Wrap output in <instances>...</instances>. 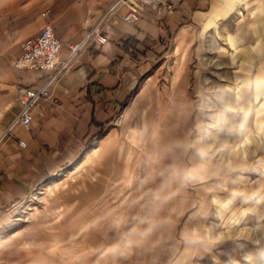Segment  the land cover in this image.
<instances>
[{
	"label": "rangeland",
	"instance_id": "rangeland-1",
	"mask_svg": "<svg viewBox=\"0 0 264 264\" xmlns=\"http://www.w3.org/2000/svg\"><path fill=\"white\" fill-rule=\"evenodd\" d=\"M160 43L133 93L106 121L118 130V168L108 178L89 170L87 181L82 160L71 174L34 189L36 198L4 210L0 240L11 242L0 247V264H52L24 236L35 232L55 243L54 232L68 229L77 252L84 231L92 239L83 242L103 241L93 264H115L113 251L120 264H264V8L258 0H215L201 19ZM179 77L189 120L178 123L174 115L170 126L186 140L173 150L169 121H158L146 129L142 149L143 107L147 118L160 117L159 98L142 84L155 79L168 100L164 85ZM135 96L141 105L131 104ZM175 102L167 110L177 111Z\"/></svg>",
	"mask_w": 264,
	"mask_h": 264
},
{
	"label": "crops",
	"instance_id": "crops-1",
	"mask_svg": "<svg viewBox=\"0 0 264 264\" xmlns=\"http://www.w3.org/2000/svg\"><path fill=\"white\" fill-rule=\"evenodd\" d=\"M214 1L124 0L118 11L107 14L96 32L88 37L78 60L61 69L49 85V96L41 99L34 108L30 125H17L2 136L20 108L17 98L20 87L40 86L50 73L14 67L13 61L21 51V41L39 33L46 23L51 22L62 44L57 61L59 66L66 58L68 44L86 37L93 23L115 0H0V217L9 207L30 196L36 198L37 195L32 194L34 189L71 174L82 160L87 181L89 170L91 174L100 170L101 176L108 178L109 170L118 168V161L112 159L118 153V130L107 127L106 121L112 122L123 101L133 93L142 71L163 48L161 40L187 21L201 19L205 9ZM133 5L138 8L140 17L127 23L121 15ZM258 5L264 8V0H258ZM226 8L231 9L230 4ZM185 29L176 33L178 43H181ZM176 48L177 45L174 51ZM202 49L200 46L198 50L201 52ZM181 83L179 77L164 85L168 100H163L155 79L148 78L142 84V89L159 98L160 110V117L151 120L145 115V107L142 109V149L149 145L145 139L146 129L153 128L158 121H169L166 131L171 142H176L172 145L173 150L179 149L177 142L186 140L183 132L176 134L174 127L170 126L174 123L171 117L174 115L178 123L186 124L189 120ZM175 100L180 101L178 110H167L169 103L177 105ZM131 104H140L137 96L133 97ZM158 136L156 134L153 140L155 153ZM18 140H24L25 145H19ZM20 219L28 221L29 217ZM29 225L23 230H31L32 224ZM70 233L72 229L55 231L53 241L56 244L47 242L35 232L25 234L24 239L52 264H93L95 248L105 249L103 241L95 238L93 245L83 242L92 239L90 233L84 231L80 236L83 244L78 246L77 252L69 245L76 239L69 236L72 240L67 242L66 235ZM10 242V238L0 240V247ZM65 252L80 261L66 258ZM118 254L113 251L115 264H120Z\"/></svg>",
	"mask_w": 264,
	"mask_h": 264
},
{
	"label": "built area",
	"instance_id": "built-area-1",
	"mask_svg": "<svg viewBox=\"0 0 264 264\" xmlns=\"http://www.w3.org/2000/svg\"><path fill=\"white\" fill-rule=\"evenodd\" d=\"M123 3L124 0H115L105 13L93 23L86 37L68 44L66 58L59 66H57V61L62 44L55 33V26L51 22L46 23L39 33L29 35L21 41V51L13 61L14 67L31 70H47L50 73L45 83L40 86L20 87L17 95L20 108L5 128L2 136L12 131L17 125L25 127L30 125L34 108L39 104L41 99L49 96V85L54 82L61 69L68 67L78 60V55L86 44L88 37L96 32L107 14L118 11ZM168 6H170L169 3ZM139 17V10L134 5L121 15V18L127 23H133ZM18 144L24 146L25 141L18 140Z\"/></svg>",
	"mask_w": 264,
	"mask_h": 264
}]
</instances>
